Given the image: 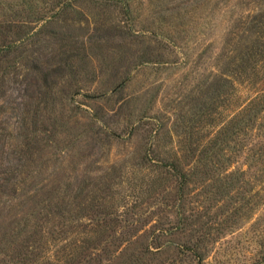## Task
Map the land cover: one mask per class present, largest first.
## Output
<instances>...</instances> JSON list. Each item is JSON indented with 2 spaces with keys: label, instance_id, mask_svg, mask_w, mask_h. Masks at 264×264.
Wrapping results in <instances>:
<instances>
[{
  "label": "rangeland",
  "instance_id": "1",
  "mask_svg": "<svg viewBox=\"0 0 264 264\" xmlns=\"http://www.w3.org/2000/svg\"><path fill=\"white\" fill-rule=\"evenodd\" d=\"M131 4V12L124 15L116 8L102 11L90 2H78L90 17L106 21L99 32L104 46L94 48L95 65L103 72L87 83L85 95L53 110L52 116L42 110L36 126L32 122L36 97L26 99L28 111L20 107L0 113L8 133L3 132L6 145L0 170L26 180L15 184V192L13 179L0 190V226L10 221L16 225L15 219L21 217L41 218L52 252L66 254L76 242L80 250L96 247L97 264H119L123 254L104 241L106 233L81 238L82 225L88 222L84 205L95 202L99 209L113 212L136 204L149 222L145 228L156 220L171 226L181 216L165 204L173 200L175 181L164 169L140 160L153 128L154 154L163 163L178 156L183 162L197 163L199 170L204 169L201 159L210 160V167L217 161L220 168L217 174L199 172L194 177L182 211L183 216L196 218L193 227L199 233L211 227L206 242L198 244L204 258L199 263L188 255H175L176 244L196 239L184 231L163 238L169 240L167 251L176 263L264 264V54L247 59L249 52L264 44V0H131ZM126 18L139 34L124 43L111 27ZM92 26L69 32L86 39ZM40 42L55 46L52 40ZM149 45L153 58L163 62L131 66ZM118 50H126V55L116 67L110 62ZM130 68V79L118 87ZM255 96L262 97L263 106L241 110ZM59 112L68 116L61 129L45 133L39 128L42 124L52 128L50 118ZM23 118L29 130L40 129L35 135L29 132V153L23 152ZM137 119L143 126L131 128ZM110 132L122 136L112 139ZM226 173H234L233 185L217 193L215 186ZM30 194L36 196L29 198ZM48 195L50 210L41 209L38 200ZM63 220L64 232L45 234L51 227L61 228L57 226ZM217 227L221 229H213ZM135 240L128 249L139 245Z\"/></svg>",
  "mask_w": 264,
  "mask_h": 264
},
{
  "label": "trees",
  "instance_id": "2",
  "mask_svg": "<svg viewBox=\"0 0 264 264\" xmlns=\"http://www.w3.org/2000/svg\"><path fill=\"white\" fill-rule=\"evenodd\" d=\"M79 1L90 2L101 7L102 11L116 8L124 15H129L132 8L131 0H0V113L3 110H18L20 107L22 110L28 111L30 106L26 99L36 97L33 107L35 110L34 119L32 117V122L36 126V120L40 113L42 114V110H49V114L52 116L53 110L60 109V107L65 108L66 104L71 105L76 101L75 97L85 95L84 87L87 83L95 81L98 75L103 72V68L97 69L95 65L97 58L94 48L104 46L101 41L103 37L99 32L105 27L106 21L90 17L86 10L78 6ZM92 24V33L87 35L86 39L83 36L80 37L76 32H69L70 28L89 29ZM56 25L63 28L67 26L68 30H56L54 29ZM111 28L115 33H110L120 37L124 43H127L125 40H129V37L139 34L135 31L134 25L128 24V19L123 21V24L114 23ZM157 36L168 39L160 33ZM41 39L46 42L52 40L55 46L50 43H41ZM124 43L120 45V50L125 46ZM263 46L264 44L249 52L247 59L264 54ZM120 50L114 53V60L110 62L112 66L116 63L117 67L120 57H125L126 50H123V53ZM152 50L151 45L147 46L135 57L131 66L137 68L141 65L148 66L155 63L160 65L163 61L160 62L156 60L157 58H153ZM102 64H106L104 55ZM241 68L244 70L245 66L242 65ZM130 71L131 68L118 83V87L123 86L130 79ZM224 80L229 82L228 78ZM118 87L116 86L114 89H118ZM261 99L262 97L255 96L241 110H259L258 106H263ZM67 117L59 112L57 117L50 118L52 128L45 127L44 124L39 128L45 133L57 131L64 123L68 122ZM24 119L20 126L23 128V133L20 134L24 137L25 149L23 152L29 153L32 149V134L35 135L40 129L34 126L29 130ZM3 121L5 122V120ZM133 122L137 124H133ZM133 122L130 123L133 129L139 128L140 125L143 126L139 119ZM3 124L0 119V159L6 145V137L3 132L8 135L7 128ZM31 131L32 134L29 133ZM152 132L153 128L146 136L140 160L157 166L158 169H164L168 176L175 181L173 200L171 203L165 201V204L172 208L175 207L181 216L179 215L175 224L173 223L171 226L169 223L165 226L156 220L148 228H145L149 222L143 217L145 212L139 210L136 204L125 208V210L112 212L99 209L97 203L91 202L84 205L86 209L84 217L88 222L82 225L83 236L81 238L87 240L100 232L106 233L104 241L117 247L116 251H120L118 255L123 254L119 264H177L174 255L167 251V246L170 245L169 240H163V238L167 235L189 231L188 237L196 239L191 238L182 244H176L175 255H188L191 259L201 263L204 254L198 244L204 240L206 242L207 235L211 233V227L206 226L205 230L199 233V229L193 227L196 218L183 216L182 211L184 212L186 196H188L194 177L199 172L217 174L216 170L220 168L217 161L213 162L210 167V160L208 162V160L201 161V159L199 161L204 169L199 170L197 163L183 162L178 156L169 164L163 163V160L156 158V154H154L155 142L150 139ZM110 134L112 139L122 136L120 133L110 132ZM6 173V169L0 170V190L8 187L12 179L13 192H15V184L19 181L26 183V180L18 178V174L13 171L9 172V175ZM224 176L223 182L215 186L217 193L229 189L233 185L234 173H226ZM23 191L25 192V190ZM35 196L28 195L29 198ZM38 204H43L41 209L48 207L50 210L52 199L48 195L46 200L39 199ZM36 212L41 213L38 210ZM56 212L64 219L65 214L60 213V209ZM15 221L16 225L10 221L4 228L2 225L0 226V264H97L99 261V257L93 255V249L96 247L86 248L84 251L79 249L80 245H77L76 242L66 254L58 255V252H52L47 247L48 244L46 246L48 238L43 233L44 224H42L41 218L33 221L31 217H21ZM70 221L74 220L71 218ZM63 222L64 220L60 226H57L62 229L51 227L45 234L55 236L57 233L64 232ZM70 224L72 226L73 222ZM213 229L219 231L221 227ZM5 233L8 235L5 236ZM135 239H138L139 245L131 246L128 249V244H134ZM122 245H124L123 250H121L122 248L118 250ZM104 251L109 252V249L105 248Z\"/></svg>",
  "mask_w": 264,
  "mask_h": 264
}]
</instances>
